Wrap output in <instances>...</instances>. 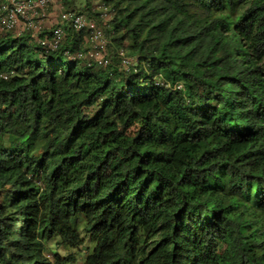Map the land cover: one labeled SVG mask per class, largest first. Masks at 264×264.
Segmentation results:
<instances>
[{"label":"trees","instance_id":"1","mask_svg":"<svg viewBox=\"0 0 264 264\" xmlns=\"http://www.w3.org/2000/svg\"><path fill=\"white\" fill-rule=\"evenodd\" d=\"M64 1L109 62L0 31V264H264V0Z\"/></svg>","mask_w":264,"mask_h":264},{"label":"built area","instance_id":"2","mask_svg":"<svg viewBox=\"0 0 264 264\" xmlns=\"http://www.w3.org/2000/svg\"><path fill=\"white\" fill-rule=\"evenodd\" d=\"M52 9L57 11V21L45 29L44 22ZM93 11L99 14L98 18L67 8L60 4V0H0V31L30 33L42 52L49 53L60 49L65 39L66 26H69L76 32H84L89 46L77 51L66 48L64 54L70 59H87L106 65L109 62L107 50L111 44V35L110 25L105 26L103 22L108 19L111 8L99 3L93 6ZM118 53L127 70H136L137 55H129L124 48H120ZM157 82H161L160 78H157Z\"/></svg>","mask_w":264,"mask_h":264},{"label":"rangeland","instance_id":"3","mask_svg":"<svg viewBox=\"0 0 264 264\" xmlns=\"http://www.w3.org/2000/svg\"><path fill=\"white\" fill-rule=\"evenodd\" d=\"M60 4L64 5L67 8H71L70 6H68L65 3L64 0H60ZM84 4H85L84 0H76L75 1V5L77 7L84 6ZM112 16H113V12L111 11L109 13V15H108V19L105 20V22H103V24L105 26H107V24H109L110 19L112 18ZM45 22H46V20H45ZM45 22H44V26H45V29H47L48 27L46 26ZM85 43H84V45H86V46H84L85 47L84 49H87L89 44L88 43L85 44ZM129 55H131V54H129ZM56 240H57V238H53V240H50L48 242L49 248L47 249V253L49 254L50 257L53 256V251H57V252H59L62 255L74 254L76 256V260L74 262H70V263H67V264H83L86 256L88 255V253L92 252V250H93V248L95 246L94 242H90L89 239L85 238L84 244L82 246H80L79 248H67V249H65V248L59 247L56 244Z\"/></svg>","mask_w":264,"mask_h":264},{"label":"crops","instance_id":"4","mask_svg":"<svg viewBox=\"0 0 264 264\" xmlns=\"http://www.w3.org/2000/svg\"><path fill=\"white\" fill-rule=\"evenodd\" d=\"M57 21V11L55 9H52L49 13L48 18L46 19V26L50 27Z\"/></svg>","mask_w":264,"mask_h":264}]
</instances>
